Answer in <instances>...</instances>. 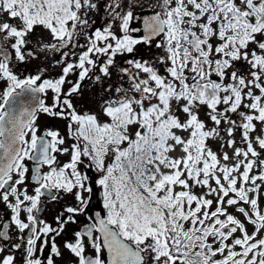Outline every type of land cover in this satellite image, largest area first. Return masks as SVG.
Masks as SVG:
<instances>
[{"label": "flooded vegetation", "instance_id": "af4514ba", "mask_svg": "<svg viewBox=\"0 0 264 264\" xmlns=\"http://www.w3.org/2000/svg\"><path fill=\"white\" fill-rule=\"evenodd\" d=\"M246 2L227 0L222 6L226 7L227 14L239 12L240 16H244L241 3H244L245 8ZM199 3V0L15 1L24 25H27V28L16 29L21 63L31 60L40 63L42 56L47 55L50 58L54 56V64L52 60L50 63L55 74L42 77L37 72L31 74L26 72L25 75L23 72L18 73L15 81L10 80V84L1 90L0 121L6 113L7 99L12 94L19 93L23 87L31 86L40 90L42 97L41 107L22 136V151L13 172L0 183L2 192L0 195L3 197L0 201V264H108L101 228L105 223L122 240L140 250L145 258L144 264H148L143 251L135 244V215H130V212H126L127 215L121 214L122 207L117 198L111 200L110 197L105 198L104 193L92 191L93 187L90 186L92 177L86 175V170L84 175L72 173L70 167L74 160L68 159L64 152L70 149V145L75 144V148L81 152L78 162L83 170L86 168L82 164L83 158L87 157L83 153L84 137L81 135V129L87 117L94 120L97 118L96 113L86 111L85 97L88 94L99 91H105L107 96L112 94L100 101V112L105 110L106 117L115 118L118 122L120 119H127L129 124L130 118H135L136 70L140 66L139 61L142 59L139 54L144 46L162 53L167 58L175 59L177 64L175 67L179 69L177 73L191 80L189 70L180 69L181 66H189L183 52L186 51L190 39L189 32L196 28L195 12ZM238 3L242 8L239 11L234 9ZM261 3L263 7L257 15L259 23L264 22V0H261ZM150 19L163 22L165 32L146 39L145 24ZM91 24L94 26H90ZM170 30L174 32L176 38L175 47L165 49L162 42L164 35ZM195 31L197 32L196 29ZM263 31L264 26H261L258 34L263 36L260 39V45L263 46L255 49L253 60L248 61L253 63L252 71L257 70L262 76H264ZM33 37L37 38L36 42L31 40ZM210 44L208 41V45ZM203 45L204 51L209 49L206 41H203ZM4 62L0 58V63ZM210 64L212 75L210 74L208 79L211 77L214 81H210L208 87L215 93L217 80L215 75L219 73H213L215 64L212 66ZM245 66L250 70L249 64ZM184 72L188 74L185 75ZM243 77L246 78V75L243 74ZM245 81L234 89L229 85H225L224 89L219 88L221 101L217 105L214 100L213 102L210 100V106H207L208 102L198 103L196 92L193 95L196 99L194 103L208 115L210 113L217 116L219 122L226 124L227 118L224 119L223 115L231 114L232 104L227 103L231 92L237 91L234 92L238 102L251 96L250 90L244 84ZM260 83L262 92L259 97L255 96V102L263 103L264 78ZM145 86L149 87L148 84ZM181 89L182 87L180 92ZM185 96L181 94L179 101H183ZM239 108L242 110V104ZM250 112H244L247 116H242L243 119L237 118L233 121L237 122V127L244 134L241 144L244 158L253 164L252 171L246 170V179L251 180L255 175L253 182L259 185L264 184V117L257 116L252 119L249 117ZM54 119L60 122L57 126L54 125ZM125 124L122 122L119 126ZM60 125L65 128L59 127ZM119 126L117 125L118 128L115 129L119 130ZM41 139L48 142L49 154L47 161L41 164L42 180L36 184L32 182V156ZM26 154L29 156V170L26 179L23 180L24 184L20 185L18 191L17 165ZM111 160L112 157L108 162ZM9 179L11 185L6 191L4 184ZM255 188L256 186L246 188L243 198L237 199L231 209L234 210L238 206L241 210L240 219L244 227L242 233L249 234L252 230L258 232L255 237L258 241L256 255H259L261 262L264 263V205L257 213L249 211L257 207ZM46 189L49 191H45ZM260 198L261 196L257 199ZM262 200L264 202V197ZM233 227L232 221L223 227L221 232L230 231ZM207 251V255L204 254L206 258L215 256L211 251Z\"/></svg>", "mask_w": 264, "mask_h": 264}, {"label": "rangeland", "instance_id": "374dc122", "mask_svg": "<svg viewBox=\"0 0 264 264\" xmlns=\"http://www.w3.org/2000/svg\"><path fill=\"white\" fill-rule=\"evenodd\" d=\"M15 1L17 0H0V38L3 45L7 46L9 50L11 49L13 53L11 64L0 63V100L1 90L10 84V80L15 81L18 73L23 72L22 74L25 75L26 72L29 74L37 72L42 77L54 76L55 74L50 63L51 60L53 63L54 56L50 58L44 55L40 59L41 61L39 60L40 63L32 60L21 63L16 29L19 27L27 28V25H24V20L21 18ZM199 1L195 12L197 18V20L195 18L194 23L195 29L197 33H201L202 38L204 32L207 33L206 44L208 45V41L211 43L208 45L207 52L213 63H228L218 75H215L216 84L234 87V82L242 83L246 80L244 84L250 90L251 96L239 102L236 96H230L227 103L233 99L234 102L238 103V110L234 114H224L223 117L224 119L227 118V121H225L226 124L221 123L217 116H212L210 113L208 115L207 112L200 109L201 107L194 103L196 102L194 96L186 98L188 96H185L184 88L181 89L184 91L183 96H185L183 101L178 100L179 96L176 99L168 96L166 89L175 90L176 88L169 77L170 72L179 70L175 67L176 61L144 46L143 51L139 54L140 59H142L139 61L141 68L138 66L136 70L134 91L136 115L135 118H130V124L127 119H120L121 123L126 124L119 126L121 123L118 120L105 116V110L100 112V101L112 94L107 96L105 91H99L85 97L86 111L96 113L97 116V120L87 117L83 129H81V135L84 137L83 153L92 161L95 168V173L91 176L92 191L104 193L105 198L109 197L110 188L104 182L102 171L106 169L111 157L119 151L121 154L125 152L126 144L129 143L131 137H147L144 135L145 130L143 128L146 119L149 121L147 131L150 134H148L149 142L144 151L146 167L140 175V183L141 187L150 194L152 206H159L165 200L172 201L180 209L182 207L188 209L193 204L195 210L198 211L197 222H205L208 229L214 230L210 238V246L213 247L211 253L216 257L219 256V259L213 264H264L261 262V257L256 255L258 241L255 237H257L258 232L252 230L249 234L242 233L241 230H244V227L240 219L241 210L238 206L234 210L231 209L232 204L237 199L243 198L244 190L251 186H256L254 189L256 190L255 199L258 203L255 202L257 207L249 211L257 213V210H261L264 205L262 200L264 184L256 185L253 182L255 175L251 180L246 179V170L252 171L253 164L244 158L241 147L244 134L237 127V122L233 121L237 118L243 119L247 116L244 114L247 111H251L249 117L252 119L257 116L264 117V102H255V96L259 97L262 92L260 81L264 76L260 75L257 70L256 72L252 71L253 66L251 65L253 63L248 62L253 60L254 50L263 46L260 45V39L263 36L252 34L251 29L256 20L255 15L252 10L244 9V3H241L243 9L240 7V3L234 9L237 11L242 9L245 14L244 17L248 16L249 25L241 28L238 24L239 30L232 33L229 30L230 16L227 14L226 7L222 6V3L227 0ZM124 4L126 5L125 1ZM90 26L94 25L91 24ZM240 31L245 37L240 38ZM164 36L162 47L165 49L174 48L176 39L174 32L170 30ZM31 40L36 42L37 38L33 37ZM203 46L205 47V45ZM44 52L49 54L47 51ZM246 64L251 66L250 70L245 66ZM181 67L180 71L189 70L186 65ZM188 73L184 72L185 75H191L190 81L194 83L203 77L198 71L193 73L190 70ZM243 74L246 75V78L243 77ZM227 79H229V83ZM210 80L214 81L211 77ZM145 84H148L149 87L146 88ZM235 87H239V85L235 84ZM177 89L179 91L180 87ZM240 104H242V110L239 108ZM155 105L164 111L162 114H166L163 120L159 121L152 114L151 107ZM53 122L55 126L60 123L55 119ZM117 125L119 130L115 129ZM59 127L65 128L63 125ZM119 141L121 146H119ZM75 147V144L70 145V149L64 153L67 154L68 159L74 160L70 171L74 174L84 175L86 168L83 170L80 162H78L81 152ZM28 159L29 156L26 154L17 165L18 191L20 185L24 184L23 180L26 179L29 170ZM82 164L83 167H86L84 162ZM114 188L112 186V190ZM86 190L89 191L88 188ZM120 191L116 188L115 199L117 198V200L120 197L118 195ZM259 196L261 198L257 199ZM1 200L3 197L0 195ZM120 206L123 208L126 205L121 202ZM134 206V201H132L127 207V212H130V215L133 213ZM250 207L252 208L251 203ZM145 217L142 214L137 217L138 219H134L135 231H138L134 239L137 247L143 251L147 258L148 264H176L168 254V245L165 239H159L156 235H149L148 233L144 234L143 230L150 226ZM232 221L234 227L225 233L221 232L222 228ZM149 223L154 224L153 220ZM203 264H211L210 258H206Z\"/></svg>", "mask_w": 264, "mask_h": 264}, {"label": "trees", "instance_id": "16d2710c", "mask_svg": "<svg viewBox=\"0 0 264 264\" xmlns=\"http://www.w3.org/2000/svg\"><path fill=\"white\" fill-rule=\"evenodd\" d=\"M246 1V7L244 9L249 11L252 10L255 15L256 20L252 26L251 32L256 35L260 32L261 26H264V22L259 23L257 19V15L262 10L261 7H263V4L261 3V0ZM228 15L231 19L229 22L231 24L229 30L232 33L239 30L238 24H240L241 28L246 27L247 24L249 25L250 21H248L247 15L245 17L240 16L239 12L232 13L231 15L228 13ZM196 33L195 29L189 32L190 39L187 42L186 51L183 52L186 54L184 59L186 63L189 64V71H199L204 77L194 83L191 82L188 77H182L177 72H170V80L174 82V87L176 86V88L175 90L166 89V92L172 99H176L178 96L181 97V94H183L184 91L186 92V96H193L196 92L198 95V102L205 104L208 102L207 106H210V100H212V102L214 100V103L217 105L221 101L218 89H224L226 84H216L215 93L209 89L208 83L211 80L208 78L212 73L209 69V63H211L210 66L214 64L209 58L207 49H205L206 52H203V41H206L207 33L204 32L203 38L201 33ZM239 35L240 38H243L244 36L242 31L239 32ZM227 65L228 63L224 65L222 62H216L215 69L212 71L213 73H220ZM234 83L239 84L236 82ZM177 86L184 88V91L182 90V93L177 91ZM234 87L231 86L230 88L234 89ZM234 91L231 92V97L236 96ZM231 104V114H234L238 110V103L234 102L232 99ZM151 109L152 114L155 115L159 121L166 117V114H162L164 111H162L160 107L155 105L151 107ZM144 122V135L147 137H131L128 141L129 143L126 144L125 152L121 154L119 151L112 157V160L106 166V169L102 171L104 182L110 188L109 197L113 200V198H115L116 188L121 190L120 193H118L120 197H118L117 201L120 203L123 202L124 205H126L123 206L122 209L120 208V213L126 215L129 203L134 201L135 206L133 213L131 214H134L136 219H138L137 217L139 215L144 214L147 223L150 225L143 230L144 234L148 233L149 235H156L159 239H165L168 245V254L174 259L176 264H203L206 261L203 250L206 249L211 251L213 249V247L210 246V238L212 237V232L214 230L208 229L205 222H197L198 211L195 210L194 205L192 204L188 209L184 207L180 209L177 205H174L172 201L165 200L159 206L157 205L154 207L152 206L150 194L141 187L140 175L146 167L144 151L149 142L148 134H150L147 131V124L149 121L145 119ZM149 127L153 129V127ZM119 146H121V144ZM83 162L86 165L87 176L91 177L94 175L95 168L93 167L92 161L89 158L84 157ZM90 186H92V183H90ZM112 186L115 187L114 190H112ZM152 220L154 224L149 223ZM137 234L138 231L136 232V236ZM218 259L219 256L216 257V261ZM210 263L213 264L215 262Z\"/></svg>", "mask_w": 264, "mask_h": 264}, {"label": "water", "instance_id": "95a60500", "mask_svg": "<svg viewBox=\"0 0 264 264\" xmlns=\"http://www.w3.org/2000/svg\"><path fill=\"white\" fill-rule=\"evenodd\" d=\"M145 38L151 39L165 32V25L158 20L150 19L145 24ZM0 58L7 64L13 60V54L7 46H4L0 38ZM41 91L25 86L19 93L12 94L5 103V115L0 121V183L8 178L17 163L22 151V136L41 107ZM49 144L41 139L32 156L33 173L32 182L39 184L42 180V163L46 162L49 154ZM11 179L4 184L9 190ZM45 191H49L46 189ZM102 228L103 244L107 253L108 264H144L145 258L142 252L133 248L122 240L118 234L105 223ZM206 254L207 251H204ZM215 261V256H211Z\"/></svg>", "mask_w": 264, "mask_h": 264}]
</instances>
